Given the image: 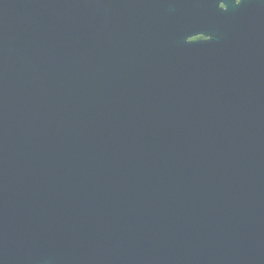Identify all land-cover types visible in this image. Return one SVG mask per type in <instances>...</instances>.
<instances>
[{
    "label": "water",
    "instance_id": "1",
    "mask_svg": "<svg viewBox=\"0 0 264 264\" xmlns=\"http://www.w3.org/2000/svg\"><path fill=\"white\" fill-rule=\"evenodd\" d=\"M0 264H264V0H0Z\"/></svg>",
    "mask_w": 264,
    "mask_h": 264
},
{
    "label": "snow or ice",
    "instance_id": "2",
    "mask_svg": "<svg viewBox=\"0 0 264 264\" xmlns=\"http://www.w3.org/2000/svg\"><path fill=\"white\" fill-rule=\"evenodd\" d=\"M220 7H221V8H224V7H225V5H223V4H220Z\"/></svg>",
    "mask_w": 264,
    "mask_h": 264
},
{
    "label": "flooded vegetation",
    "instance_id": "3",
    "mask_svg": "<svg viewBox=\"0 0 264 264\" xmlns=\"http://www.w3.org/2000/svg\"><path fill=\"white\" fill-rule=\"evenodd\" d=\"M201 37H202V36H199V37H195L194 39H198V38H200V39H201Z\"/></svg>",
    "mask_w": 264,
    "mask_h": 264
}]
</instances>
